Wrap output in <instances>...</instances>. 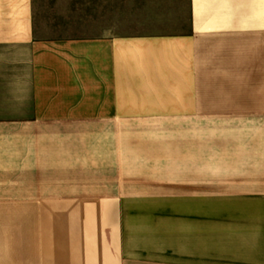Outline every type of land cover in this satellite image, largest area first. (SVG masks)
<instances>
[{"label": "crops", "instance_id": "1", "mask_svg": "<svg viewBox=\"0 0 264 264\" xmlns=\"http://www.w3.org/2000/svg\"><path fill=\"white\" fill-rule=\"evenodd\" d=\"M33 1L0 0V264H264V0L59 35Z\"/></svg>", "mask_w": 264, "mask_h": 264}, {"label": "rangeland", "instance_id": "2", "mask_svg": "<svg viewBox=\"0 0 264 264\" xmlns=\"http://www.w3.org/2000/svg\"><path fill=\"white\" fill-rule=\"evenodd\" d=\"M72 1H76L77 4H71ZM85 2L86 0H34L33 16L37 33L39 35L88 33L90 6ZM143 4L139 0H128L129 17L137 15ZM112 6L114 11L120 10L119 4Z\"/></svg>", "mask_w": 264, "mask_h": 264}]
</instances>
